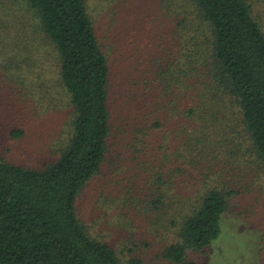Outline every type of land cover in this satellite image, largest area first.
I'll return each instance as SVG.
<instances>
[{"label": "rangeland", "instance_id": "obj_1", "mask_svg": "<svg viewBox=\"0 0 264 264\" xmlns=\"http://www.w3.org/2000/svg\"><path fill=\"white\" fill-rule=\"evenodd\" d=\"M186 1L88 0L110 60L112 117L105 161L77 197V213L123 262L172 264L163 252L178 241L186 204L225 186L233 193L220 234L187 254L197 264H264V163L256 153L239 158L253 144L235 104L205 75L208 43L198 54L206 65L188 71L182 32L196 34L197 13ZM256 1L264 23V0ZM48 46L25 1L0 0V154L34 168L56 158L68 137V97ZM163 198L168 208L156 212L153 201Z\"/></svg>", "mask_w": 264, "mask_h": 264}, {"label": "trees", "instance_id": "obj_2", "mask_svg": "<svg viewBox=\"0 0 264 264\" xmlns=\"http://www.w3.org/2000/svg\"><path fill=\"white\" fill-rule=\"evenodd\" d=\"M23 1L49 45L70 115L67 140L42 168L9 162L0 154V264H147L137 256L123 262L109 243L90 236L76 209L81 190L105 161L111 135L110 60L88 0ZM191 3L197 13L192 23L196 34L182 32L188 71L195 76L206 65L198 54L208 43L212 57L205 75L218 94L235 104L253 144L254 152L244 150L239 158L256 153L264 163V23L255 14L257 1ZM185 22H180L183 28ZM187 112L193 121L197 112ZM12 134L21 136L22 131ZM231 193L225 186H213L187 203L178 217V241L165 248L163 257L172 264H197L187 249L203 251L218 237ZM153 202L156 212L168 208L164 198Z\"/></svg>", "mask_w": 264, "mask_h": 264}]
</instances>
